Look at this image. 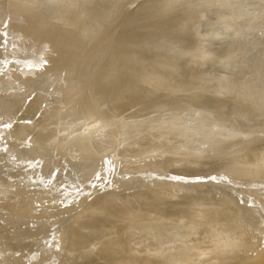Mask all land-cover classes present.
Wrapping results in <instances>:
<instances>
[{
  "label": "water",
  "instance_id": "water-1",
  "mask_svg": "<svg viewBox=\"0 0 264 264\" xmlns=\"http://www.w3.org/2000/svg\"><path fill=\"white\" fill-rule=\"evenodd\" d=\"M0 264H264V0H0Z\"/></svg>",
  "mask_w": 264,
  "mask_h": 264
}]
</instances>
